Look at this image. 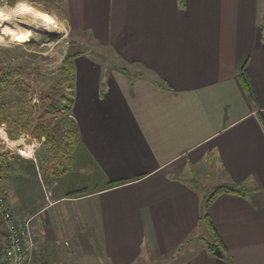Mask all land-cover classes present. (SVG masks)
<instances>
[{
	"label": "crops",
	"instance_id": "obj_1",
	"mask_svg": "<svg viewBox=\"0 0 264 264\" xmlns=\"http://www.w3.org/2000/svg\"><path fill=\"white\" fill-rule=\"evenodd\" d=\"M67 8L72 29L90 32L120 64L74 60L71 115L84 169L69 174L92 180L76 175L66 189L82 196L46 200L28 159L18 161L28 170L14 171V186L1 180L15 217L30 219L32 264H264V0H68ZM244 59L253 100L237 78ZM215 183L255 188L204 209ZM204 215L222 245L195 235L210 231ZM88 236L97 256L73 252ZM5 237L3 226L0 249Z\"/></svg>",
	"mask_w": 264,
	"mask_h": 264
},
{
	"label": "rangeland",
	"instance_id": "obj_2",
	"mask_svg": "<svg viewBox=\"0 0 264 264\" xmlns=\"http://www.w3.org/2000/svg\"><path fill=\"white\" fill-rule=\"evenodd\" d=\"M67 2L68 0H0V16L2 15L0 19V37L4 39V42L0 44V106L6 107L4 116L9 118L14 124L21 117L32 118L33 120L39 119L38 112H41L42 104L38 103L37 95L41 93V90L47 89L51 82L53 83L52 77L56 74L63 59L77 54L74 60L82 55H88L95 61L109 66L116 67L120 64L114 52L110 48L100 45L90 32H78L72 29L71 24L67 21ZM23 10H28L32 17L30 18L21 13ZM5 22L6 25L20 35L12 39L3 33L2 29L4 26L2 25ZM50 23L55 24V28H51ZM18 38L21 40H17ZM134 67L135 70L139 69L138 66ZM5 75H8L7 82H2V78ZM65 94L68 98L70 97L71 90L67 87L65 88ZM32 124L33 122H30L29 126ZM7 131H16V126L8 128L5 124H0V153L11 152V155H19L22 159H28V161H32L40 167L41 187L46 200L50 201L52 197L58 194L63 195V193L74 192L76 189L70 191L71 189H66V186L74 185L76 175L77 177H88L85 179L91 183L92 176L89 175V172L87 174L85 172H79L74 175L67 174L62 179L59 178L57 164L48 161L51 156L47 147L26 134H19L17 139L12 142L6 135ZM6 140L13 144L10 147L7 146L8 142ZM21 140H23L25 146H28L26 150L31 154L30 158H25L20 152L24 148V146L19 147L23 144ZM80 158V154L75 157V161L78 163L74 165V168L82 171L84 167L79 163ZM26 170L28 169L24 164H14L11 167L10 185L14 186V181L18 180V175L14 174V171L19 173L21 171L27 172ZM32 182L36 185L37 181L32 180L31 177L29 184L32 185ZM49 185H52V187H49ZM211 186L216 187L219 184L215 183ZM95 187V184L90 185V189ZM25 193L22 192L21 194ZM71 197L74 198L70 199H75L80 197V195ZM2 223L3 220L0 218V229H3L4 223ZM4 228L7 232L5 226ZM199 230V232L195 233L199 240L203 238L204 241L205 239L210 241L209 236L211 237L212 234H209L208 227L200 226ZM83 233L84 230L81 234L83 235ZM81 240L80 245L83 247L74 248L73 245V252L79 256L91 255V252H93V257L99 254L98 248L90 249V246L85 247L91 243L89 242L91 236H88V239L84 240L82 238ZM63 242L59 241L58 243L61 244ZM67 244L69 243L67 242ZM67 247L69 248V246ZM67 247L65 248L67 249ZM67 252L71 253L72 248L71 251ZM86 258L89 257H82L80 264H83Z\"/></svg>",
	"mask_w": 264,
	"mask_h": 264
},
{
	"label": "trees",
	"instance_id": "obj_3",
	"mask_svg": "<svg viewBox=\"0 0 264 264\" xmlns=\"http://www.w3.org/2000/svg\"><path fill=\"white\" fill-rule=\"evenodd\" d=\"M181 1L182 0H178V2L180 3ZM260 29L262 31V41H264V19L260 24ZM75 56H77V54H74L62 60L56 74L52 77L53 83L51 82V85L47 89L41 90V93L37 95L38 103H40V105L42 104L41 112H38V120L37 118L33 120L32 118L21 117L17 122L18 124H14L9 118L4 116V113L6 112V107L0 106V124H5L8 128L16 126V131L6 132V135L8 136L9 140L15 141L19 134H26L30 135L41 145L47 147L48 152L51 156V159L48 161H50L51 163L55 162L57 164V168H59V178L69 173H74L78 171L74 168V165L76 164V151L80 146V136L75 121L73 120L71 115L73 94L71 93L69 98L65 94L66 87L71 91L73 89L75 73L73 60ZM245 65L246 59H244L239 65L237 78L240 86L242 87L248 98L253 100L254 92L248 75L246 73ZM120 70L126 73L127 75L130 74L127 69ZM138 73L139 75H143L142 71ZM7 76L8 75H5L2 78V82H7ZM30 122H33L31 126H29ZM12 144V142H8L9 147ZM19 160L25 162L27 161V159H22V157H20L19 155H11V152L2 154L0 153V184L1 180L6 179L8 176H10L12 172L11 167L14 165V162L18 164ZM24 173L25 172H21L22 175H25ZM114 184L115 183H110L107 189L118 186V184ZM254 188L255 187L252 185L251 188H249L248 186H246L245 183H230L216 186L210 191L207 200L203 204V207L204 209H206L212 203V201H214V199L221 194H234L237 196L245 197L246 195L250 194L254 190ZM82 192H84V190L74 191L73 193L69 194V197L80 195ZM1 193L0 195L8 202L4 193ZM0 218L2 219L1 216ZM204 218L207 220V223L210 226V222L208 221L206 215H204ZM210 232L212 236L216 238V243H218V245L221 244L211 226ZM216 247L218 248L219 246L207 244V249L209 252H212ZM4 250L5 246L0 249V264L3 263V258L5 254Z\"/></svg>",
	"mask_w": 264,
	"mask_h": 264
},
{
	"label": "built area",
	"instance_id": "obj_4",
	"mask_svg": "<svg viewBox=\"0 0 264 264\" xmlns=\"http://www.w3.org/2000/svg\"><path fill=\"white\" fill-rule=\"evenodd\" d=\"M0 216L7 229L2 264H30L34 250L30 219L15 217L11 206L1 195ZM67 245L65 242L64 246Z\"/></svg>",
	"mask_w": 264,
	"mask_h": 264
},
{
	"label": "bare ground",
	"instance_id": "obj_5",
	"mask_svg": "<svg viewBox=\"0 0 264 264\" xmlns=\"http://www.w3.org/2000/svg\"><path fill=\"white\" fill-rule=\"evenodd\" d=\"M8 11H10V10H8ZM11 12V11H10ZM21 13H23L25 16H28V17H32L31 16V13L28 11V10H23ZM1 17L2 16H0V19H1ZM34 17V16H33ZM34 19V18H33ZM44 23H49V22H44ZM51 25V28H55V24H53V23H50ZM46 25V24H45ZM2 26H4L3 27V29H2V31H3V33H5V34H7L8 36H10L12 39H15L17 36H19L20 34L19 33H17V32H15V30H13V29H11L8 25H6V22L2 25ZM46 28H47V26H46ZM51 28H49V29H51ZM56 29H57V27H56ZM20 38H18L17 40H19ZM21 40V39H20ZM2 42H4V39L2 38V37H0V44L2 43ZM20 152L22 153V155H30V153L28 152V150H24V149H22V150H20Z\"/></svg>",
	"mask_w": 264,
	"mask_h": 264
},
{
	"label": "water",
	"instance_id": "obj_6",
	"mask_svg": "<svg viewBox=\"0 0 264 264\" xmlns=\"http://www.w3.org/2000/svg\"><path fill=\"white\" fill-rule=\"evenodd\" d=\"M212 253H213V255H215V256H219V257L222 256V254H221V252H220V250H219L218 248H215L214 251H213Z\"/></svg>",
	"mask_w": 264,
	"mask_h": 264
}]
</instances>
